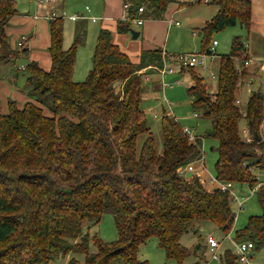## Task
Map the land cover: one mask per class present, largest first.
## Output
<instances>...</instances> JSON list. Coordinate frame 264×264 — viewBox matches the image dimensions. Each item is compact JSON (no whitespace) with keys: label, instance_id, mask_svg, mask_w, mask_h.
<instances>
[{"label":"trees","instance_id":"obj_1","mask_svg":"<svg viewBox=\"0 0 264 264\" xmlns=\"http://www.w3.org/2000/svg\"><path fill=\"white\" fill-rule=\"evenodd\" d=\"M193 2L124 3L130 5L129 18L137 17L138 7H143L144 18L163 19L170 3ZM206 3L218 10L202 28V52L210 46L207 39L214 31L235 25L249 30L250 0ZM16 13V0H0V65H14L13 79L25 73L22 91L27 96L22 105L8 98L7 111H0V264H51L67 256L68 264H81L78 256L82 264H148L137 253L152 237L166 258L181 264L191 254L181 237L192 222L208 220L226 236L237 216L227 191L208 189L198 175L178 172L201 162L204 138L217 141L213 148L217 180L247 183L261 208L260 214L250 215L242 228L234 229L233 240L252 242L253 251L264 247V181L252 172L264 171V90H252L241 106L238 82L253 73L244 64L250 56L239 36L232 38L227 54L219 55L214 92L208 90L199 68H178L190 76L186 94L192 110L210 127L202 137L190 140L185 127L164 110L158 152L142 106L149 83L138 71L160 65L161 49L143 50L139 62L133 63L112 43L111 31L102 28L90 70L84 80L75 81L80 33L64 49L63 17L50 16V69L29 59L16 66L26 50L21 41L12 47L5 31ZM130 25L129 19L118 20L116 31L127 33ZM151 89L159 91L154 85ZM105 214L113 216L117 231V238L109 242L91 231ZM197 250L198 245L196 256ZM219 261L241 264L229 248L220 253Z\"/></svg>","mask_w":264,"mask_h":264},{"label":"rangeland","instance_id":"obj_2","mask_svg":"<svg viewBox=\"0 0 264 264\" xmlns=\"http://www.w3.org/2000/svg\"><path fill=\"white\" fill-rule=\"evenodd\" d=\"M193 2L194 0H189ZM251 1V26L249 30L235 25L227 26L224 29L214 31L208 36V44L211 45L213 40L217 41L215 45L214 55H208L206 58L207 68H199L198 71L200 75L204 78L207 88L210 92H214L217 86L216 73L219 65V55L227 54L230 51L231 40L234 36H239L246 48L248 49L249 56L254 58V62L258 60H264V0H250ZM57 2V1H56ZM54 2L50 5L49 9L46 8L41 10L43 14L49 12L51 9L57 6ZM62 2L63 8L56 9L55 14L61 15L63 17V43L66 44L68 48L74 38V29L83 27V20H70V16L77 15L81 13L84 15H94L100 14L103 7L104 0H59ZM18 10L23 12V8L29 6L30 12L33 13L34 8L38 2L36 0H16ZM176 4V3H175ZM49 5V4H48ZM178 5V4H176ZM89 8L87 13L85 7ZM180 9L174 14V19L178 20L181 25L178 27H171L164 31L160 36L161 44H159L163 50L169 55H176L179 53H200L201 41L203 39L202 28L205 23L209 22L217 13L218 6L213 3L193 2L188 5L180 6ZM86 23V29L88 38H91V25L96 23L88 21ZM131 29L136 31H141L142 26H135L131 24ZM48 27V24H47ZM46 27V28H47ZM15 30V29H14ZM48 30V28H47ZM49 31V30H48ZM48 31L41 30L37 35L35 41L36 46L43 42L46 38L43 34ZM26 34V32H24ZM10 39L15 43L17 38L16 33H10ZM155 32L152 39H155ZM95 39V38H94ZM48 40V36H47ZM94 41L87 40L84 45L77 47L76 49V60H75V76L79 74V81L85 79L88 71L92 66V52L94 49ZM15 45V44H14ZM13 45V46H14ZM26 56H22L16 61V66H23L26 63ZM253 62V63H254ZM248 66V65H247ZM246 66V67H247ZM14 69V65L6 64L0 65V111H7V99H14L18 105H22L26 100L27 96L23 93L25 89L26 75L24 72L18 74L17 79H13L11 73ZM248 69V68H247ZM151 70V71H150ZM153 76V85L157 86L159 91H153L151 86L148 85L146 92L143 94L144 99L142 101V106L146 113L147 123L150 130L154 136L157 151L160 152L162 148V137L160 131V117L163 114V110L166 113L171 114L176 118L184 127L190 129V133L196 136H201L210 127V122L201 117H194V112L191 107L190 97L186 94V87L191 84L190 76L185 71V73L180 76L179 74H167L164 77V82L166 85L164 88L161 85V80L154 70L149 69L145 72ZM15 72V71H14ZM157 75V76H156ZM157 78V80H155ZM143 79V77H142ZM159 80V81H158ZM157 81V82H155ZM250 90H256L260 88L264 90V72L259 71L257 75L253 78L252 83L249 85ZM249 92L244 91L240 97V104L244 107ZM244 119L240 121V127L244 126ZM144 139V135L138 138V145L140 146ZM217 146V141L214 139H203V152L204 156L201 162H197L194 167V173H197L201 181L206 188L211 189L214 184L211 183V179L216 178L214 173V162L216 160V152L213 150ZM253 174L259 179L264 181V171L259 169H253ZM233 190L239 195V197H245L243 204V209L238 210L237 205L234 200L231 201V205L236 212V220L234 222V227L230 231L229 236L234 239V229L242 228L250 215H257L261 213V208L258 204L257 197L255 193L251 192V189L247 183L244 184H233ZM91 224V223H90ZM85 227L87 225H84ZM92 233L97 234L103 241H112L117 238V231L114 225L113 216L111 214H105L102 216L101 220L91 225ZM212 236L220 244L216 250L220 254L224 249L229 248L234 249L233 241L227 237L210 221L201 220L198 222H192L189 230L184 233L181 237V242L186 246L191 254L187 256L181 264H195L199 261V264H220L219 260H214L211 258V251L207 244V238ZM198 245V250L196 254L194 253V248ZM195 254V255H194ZM137 256L139 259H144L148 261V264H180L174 259H168L165 256L164 251L158 246L156 238L148 239L144 244L139 247ZM199 256V257H198ZM82 264L81 257H76ZM69 256L62 259H55L51 264H68ZM206 260V262H205ZM252 261L254 264H264V247L259 250H254L252 252ZM112 264H120L119 262H113Z\"/></svg>","mask_w":264,"mask_h":264},{"label":"crops","instance_id":"obj_3","mask_svg":"<svg viewBox=\"0 0 264 264\" xmlns=\"http://www.w3.org/2000/svg\"><path fill=\"white\" fill-rule=\"evenodd\" d=\"M54 2L57 3V6L54 7L53 10L51 9L49 12H46L45 14L41 12V10H44L45 8L48 10L50 8L49 6L52 5V3ZM124 2L125 0H104V4L100 11V14H98L97 16L84 15L82 13L79 16L77 15L70 16V20L72 21L78 20V19L86 21L84 22L85 26H86V23L87 25L89 24L88 21L93 22V23L98 22L95 25H91L92 26L91 33H90L91 38H88L87 29L84 25L83 27L74 29L73 41L79 33L82 37V41L78 45V47H81L82 45H84V43L87 40L89 41V43L90 41L91 42L94 41L93 44L95 46L98 32L100 29L103 28V29H108L109 31H111L112 43L116 44L119 47L120 51L125 53L133 63L139 62L140 54H141V51L143 50L148 51V50H154L156 48L163 50V48L159 45L161 44L160 36L163 34L164 31L168 30L169 28L173 26L178 27L181 25V23L178 20H175L173 18L174 14L180 9L179 5H176L175 3H170L166 8L163 19H148V18H144L142 15L139 14L138 16H140L143 19V23L139 25V26H142V30L138 31L139 34L136 38H133L130 31L127 33H118L116 31L117 21L124 19V15L125 13H127V11L123 7ZM52 3H50L49 5H40L38 3L36 5V8H34L33 13L30 12L29 6H26L25 8H23V12L18 10L17 8V13L10 18L9 24L5 28L6 34L9 38L10 45L12 47H15L17 46V42L21 41V43L24 46V50H26L25 52L26 58L31 61L37 62L38 65L43 70H46V71L50 69V65H51L50 55L47 50L49 46V42H50V35H49V31L47 30L49 15L51 13L55 14L56 9L58 10V8L60 7L61 9L63 8L62 2L59 3V0H54ZM85 10L87 13H90L89 8L87 6L85 7ZM175 21H178L179 24L176 25ZM41 30H44L46 32L48 31V34L46 32L43 34V36L46 39L45 40L43 39L42 45L40 43L39 46L37 47L35 41L37 39L38 33H40ZM9 32L16 33L17 38L15 37L16 39L15 43L12 42V40L10 39L11 34H9ZM24 32H26V34ZM154 32L156 36H155V39H152ZM63 34H64V31H63ZM47 36H48V40H47ZM63 41H64V37L62 39V46L64 49H66L67 48L66 44L63 43ZM92 55H93V52H92ZM250 58L254 59L252 57ZM254 61L255 60L253 61L251 60L247 64L248 66L246 65L249 71L253 74L249 76L247 79L243 80V83L240 86L239 91H238L239 97L240 95L244 93V91L247 92L248 90L251 92L252 90L249 89L250 88L249 85L252 83L253 78L257 75L259 71L264 72V60L261 59V60H258V62H254ZM148 66L143 67L141 69H145V71L149 70ZM174 69H175L174 73L179 74L180 76H182L185 73V71L180 72L176 66L174 67ZM74 72H76L75 66H74V71H73V79L75 81H79L80 79L78 76L79 74H77V77H74L75 76ZM152 75L150 72V75H149L150 81L147 82L149 83L150 86H153V83H154ZM155 80H157V78H155ZM194 117L196 118L197 116H194ZM192 174L197 175V173H194V170Z\"/></svg>","mask_w":264,"mask_h":264},{"label":"built area","instance_id":"obj_4","mask_svg":"<svg viewBox=\"0 0 264 264\" xmlns=\"http://www.w3.org/2000/svg\"><path fill=\"white\" fill-rule=\"evenodd\" d=\"M36 1L40 5H48V4L52 3L54 0H36ZM204 1L206 2V0H204ZM123 7L126 11H128V9L130 8V5L128 3H124ZM143 11H144L143 7H138L137 14H140ZM53 15H54V13H51L49 15V17L53 16ZM124 19H129L131 24H134L135 26H139L143 23V19L140 16L129 18L127 13H125ZM175 24L178 25L179 22L175 21ZM17 44L20 45L19 42ZM215 45H217V41L213 40L211 45L208 47V49L206 51H203L200 53L190 52V53H179L176 55H169L164 50H162L160 65L148 66V69L154 70V72L159 76V78L161 80V85L164 88V86L166 85V83L164 82V77L167 74L174 73L175 72V69H174L175 66L177 68L184 67L185 69L191 68V67L203 68V69L207 68L206 58L208 55H214L215 54L214 53ZM251 60L252 59L250 58L248 61H245L244 64L247 65ZM234 61H235L236 65H238V59L234 58ZM138 72L142 74L144 82L150 81L149 74H147L145 72V69H141ZM242 83H243V80H239L238 84L242 85ZM194 116H197V114L194 113ZM184 131L188 134L190 140L194 139V135L190 133L189 128L185 127ZM241 131H242L243 136L246 137L247 140H249V137H247L246 129L243 128ZM263 134H264V132H263ZM201 147L203 148V144L201 145ZM200 161H202V159ZM193 170H194V168L190 164L184 168H179L178 172L180 174H184L186 176V174L188 172L192 173ZM210 181L212 184H214V187H217V188L221 189L222 191H227L232 196V200L235 201L237 208L239 210L243 208V206H242L243 197H239V195L233 190V183L225 182V181H219V180H217V178H213ZM225 237L231 239L229 234H227ZM232 241H233V245H234V249L232 251L234 254L237 255L238 261L241 264H254L252 261V257H251V254L253 252V243L250 241H241V242H237L234 240H232ZM207 244H208L210 251L212 252L211 258L214 260H220V254H218L216 251L218 249L220 243L215 238H213L212 236H209L207 238Z\"/></svg>","mask_w":264,"mask_h":264},{"label":"water","instance_id":"obj_5","mask_svg":"<svg viewBox=\"0 0 264 264\" xmlns=\"http://www.w3.org/2000/svg\"><path fill=\"white\" fill-rule=\"evenodd\" d=\"M130 33H131V35H132V37L133 38H136L137 36H138V31H136V30H133V29H130ZM192 175V173L191 172H188L187 174H186V177H189V176H191Z\"/></svg>","mask_w":264,"mask_h":264}]
</instances>
